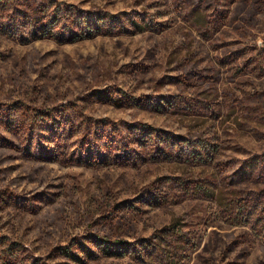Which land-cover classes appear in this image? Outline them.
<instances>
[{
    "label": "rangeland",
    "instance_id": "rangeland-1",
    "mask_svg": "<svg viewBox=\"0 0 264 264\" xmlns=\"http://www.w3.org/2000/svg\"><path fill=\"white\" fill-rule=\"evenodd\" d=\"M0 264H264V0H0Z\"/></svg>",
    "mask_w": 264,
    "mask_h": 264
}]
</instances>
